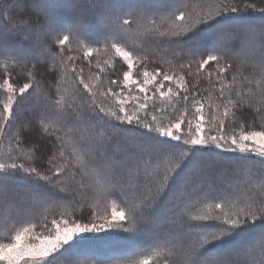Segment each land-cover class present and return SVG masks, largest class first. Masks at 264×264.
I'll return each mask as SVG.
<instances>
[{
  "label": "trees",
  "instance_id": "obj_1",
  "mask_svg": "<svg viewBox=\"0 0 264 264\" xmlns=\"http://www.w3.org/2000/svg\"><path fill=\"white\" fill-rule=\"evenodd\" d=\"M162 1L165 2V0ZM14 2H16V4ZM77 2L79 3V7L76 6L75 9L72 12H69L66 16H63L58 12L51 13V16L53 17L51 28L54 30H50L49 26L38 28V31H36L34 35H31V39H28L29 44H32L33 52L27 54L26 52L24 53L28 60L29 67L34 62L33 58L39 56L40 63L37 66L35 78L37 81H41V83L38 88L34 87L33 90H30V93L32 91L35 92L32 93V95L35 94L34 100L32 99L31 101H27L28 98H24L21 101V104L19 102V105L14 107V112L18 119L13 120L12 125H10V133L3 137L5 139L8 137H13V139L10 141H5L2 144L3 147L7 146V144L10 147L9 155L2 156V159L7 158V162H11V160L14 159L17 163L24 162L32 167H36L40 170L44 179L33 178L31 181L24 180V185L22 186L17 183L19 180L23 179L7 182L6 186L7 188L9 187V191L0 193V238H2L1 241L3 242L8 237H10L14 230L26 226L27 224L32 223L37 228L40 226L43 227L45 217H47L48 220L56 215L61 216V214H67L69 217H71L73 209H76V216H80V205L84 206V220H87L89 214H92V209L94 208L92 198L95 196L101 197V185L97 183V179L91 173L90 169L93 170V173L103 172L105 174L108 173V171L106 164L95 157V162H99L100 166H96L94 163H87L86 166L79 168V166L74 165V162H72V167L70 168L72 173L69 172L67 174L66 171L67 175L65 176L61 177L60 175L58 178L54 176L56 168L48 164V159L51 151L53 150L52 142H56L57 148L61 147L60 142L56 141L57 136H60L63 139L62 147L67 154L66 158L71 157L69 154L71 149L68 143V133L70 135L72 131L75 132L78 139H81V134L83 133V135L87 136L88 140L92 142H94L98 134L112 136L114 137L115 142L111 145V151L114 152H118L121 148L126 146L134 147L133 149L131 148L132 152H127L126 150L127 153L143 152L142 149H138L130 140L126 139L125 136L121 135L119 138H115V133L112 131L111 124H103L102 121L100 123L89 121L90 110L87 108L84 100L81 99L80 93L83 92L80 90L77 91L79 89L78 86H76L77 90L75 92H77V94L74 97L81 105V111L84 113V118L79 124H76L75 122L67 123L61 118L60 109L54 106V102L61 97L59 92V88H61L63 85L61 76H65V79L76 83V80L74 79L75 74L71 71L73 67H75L77 70L83 69L84 76H96L95 73H97L99 70L96 67L97 63L102 65V63L104 64V62L108 60L109 64H112L113 62L115 54L113 53L112 49H110L108 60L102 56H95L93 52L90 60H86L82 56V54L85 52L83 49L84 46L100 48L102 43L111 37V34L108 36L107 31H100L97 33L96 31H98L99 28H97L96 25L95 28H92L91 30L89 27H87L89 30L88 33H81L80 31L75 30V22H78L81 25H89L88 21H94L97 19V9L99 8L101 11L110 8L112 12V14H109L110 22L112 24L108 25L110 26L108 27L110 28V31L113 28L119 30L123 29L120 18L131 21V29H135V27L138 26L139 32L144 30L143 34H135L134 36H129L127 32L122 34L118 33L116 35L120 37L121 40L126 44L132 42V40L138 42L140 45L142 44L141 48L136 49L137 53L135 54L137 63L140 62V58L146 57V63L140 69L141 73L146 67L149 72L159 68L164 72H168L170 75H182L189 72L192 74L185 75V79L190 80L192 84H197V99H200L205 105V116L206 120L208 121L207 126L213 128L215 127V121L212 120V117L214 115L221 116L223 113L222 108L220 109L219 113H215L213 111L216 104L219 102V88L221 85L217 82L215 76L210 78L207 71L200 74L199 80L195 78V74L197 72V62L200 59L206 58L208 54L223 55L224 59L222 60V63L231 65L226 75L221 77L224 83L232 85L231 90L226 91V96L236 98L237 92L248 94V99L243 101L245 105L243 110H237L236 123L228 124V134H231L234 129L238 131L241 124H246V130H264V95H262L261 91L264 89V79H262L261 68L258 66L259 56L256 57V60L254 58L250 59V57L253 56L251 52H253L254 46L258 48V45L255 42L256 38L259 40V42L261 39L260 33L258 34L260 39L254 36L257 34L256 32L260 31V26H256L252 22H248L246 25L256 26L255 31L251 34H245L243 31H240L238 33V40L235 49L233 50L232 44H228L227 52L223 51L224 45L218 44L216 46L210 47V44L206 42L203 43V45H198L199 43L197 42L199 37H202V40L208 38L209 40L214 41V39H216L220 33L218 29L222 28L224 25H226L225 23L228 22H234L233 26L244 25L246 22L245 18L250 17L248 20L250 21L252 16L257 17V22H264V12L260 11L261 8H264V0H226V2L237 7L239 10L235 13L229 11L224 16L217 17L214 21H212L211 27H204L203 32L195 33V29L192 28L190 32L176 37L169 36L165 33L166 30H170L168 24L174 21L176 16L180 15V13H175V11H173L174 9H178V11L183 10V13L190 14V16L195 14L194 20H197L203 18L206 13L214 11L216 5L221 3L222 0H177V2H175V0H167L169 3L163 5L164 8L167 7V11L162 10L158 12L152 9L153 3H150L149 0L145 1L142 5L133 7L122 4L118 0H113L112 4H109L107 0H93V2L90 0H77ZM98 2L101 3L99 6L96 5ZM171 2L173 3L171 4ZM46 5L48 6V4ZM246 5H252L253 7H246ZM29 11V9L23 8L22 5L17 2V0H9L8 2L0 0V20H3L4 24L13 30L9 36V40L12 39L13 41L17 42L19 47H24L22 44L24 40L22 38L26 37L28 33V29L23 28L22 25L18 26L19 20L22 16L28 14ZM9 19L11 23H9ZM60 20H63V22L66 24L57 26V22ZM110 22L108 24H110ZM40 23H46L45 17H43V15H41ZM34 24L35 21L33 26ZM55 30H58V34L60 36L63 34H71V36L69 35L70 42L66 45L63 53H61V50L55 44L57 35ZM231 31L234 34H237V30L235 28H233ZM192 39H195V41L192 42ZM38 43H42L46 47L50 48L51 54L48 56H40V49L37 46ZM242 45L247 46L246 48L251 50V52L249 53L248 51L246 54L243 51L241 52V50L237 47ZM6 48L10 51H19L18 48L16 50V47H12V43L10 42H6ZM216 48H220L221 51H215ZM69 49H71V51H69ZM53 56L56 58L57 67L55 69V74L49 76L46 74V72L47 69H49L52 65ZM69 56L73 58L74 63L68 61ZM61 61L67 65L68 70L66 72L61 66ZM189 61H192L191 68L189 69L186 67L185 69L181 70L179 67L180 64L187 65ZM5 62H7L10 66L7 73L4 70ZM1 63H3V66H0V111H2L3 102L5 100L3 79L6 77V75H12L13 86L16 87L17 90L20 86H22L23 83L28 82L26 78L19 82L16 81V76L18 74L24 73L25 69L23 65L15 66V62L11 58L9 51H5L3 55H0V65ZM119 66L120 63L118 61L116 67L119 68ZM215 68L216 65L213 63L211 65V69L214 70ZM106 70V74L98 75L101 80L111 81L117 78V73L111 71L110 69ZM140 76L141 75H138V77ZM233 76L236 77L235 81H233ZM245 77L247 79H245ZM119 78L122 80V72L119 73ZM249 80L251 81V84L248 83ZM258 81L261 82L259 86L257 83ZM110 87H112L114 90L116 89L115 85L110 84ZM83 95L87 97L88 100L92 99L91 97H88L86 93H83ZM183 95L190 96V100L187 102V104H185L182 99ZM155 96L152 102L149 103V107L152 108L153 105H155L156 107L163 108L166 101H163ZM64 99L66 103H69L65 97ZM98 100L99 98H97V101ZM114 103L115 99L110 97V106H113ZM129 107L131 108V105H129ZM178 107L181 110L187 107L190 112L193 111V104L191 102V85L190 91L188 93L181 94V98L178 101ZM77 111L79 110L77 109ZM258 112L259 114H257ZM41 114L42 116L43 114H46V116L48 114L50 121L54 122L53 125H48L50 131L53 132L54 135L51 137H42L41 135L36 134L34 136V140L39 141L38 145H33L30 143L18 145L13 135L17 131V127L15 125H17L20 121L30 120L34 127L39 129L40 125L43 123H41L40 120H37V116ZM176 114L178 115L179 113ZM34 121H38L39 125L37 126ZM118 123V121H112V124ZM165 123H167L166 117ZM101 124H103V127H101ZM125 127L128 126L125 125ZM132 127L135 126L133 125ZM85 128H87V131H85ZM70 137L72 136L70 135ZM45 145L47 146V149H45ZM183 147L187 149L191 146L183 145ZM34 148L37 150L34 151ZM194 148L195 151L191 153V158H206L210 156H217L225 159L238 158L233 154L224 155L223 153L210 147L201 148L200 146H195ZM143 160H145V157ZM64 163H66V160L57 161V164L60 167H62ZM103 165L104 168L102 167ZM77 168L80 169V172L76 171ZM196 168L192 171V177H196L193 179L195 181V189L201 184L200 177H203L206 179L213 178L211 180L212 190L209 192L206 190H197L200 195H197L196 192H194L193 196H184L182 202L179 201L180 211L173 213L172 219H168L169 217H162L168 219L166 222H169L170 224L167 225V228H164L166 226H162L160 233H157L156 230H154L156 226L161 224L160 221L154 217V214L143 219H137L136 224H138V232L135 235L144 239L141 242L148 241L152 235L156 236L154 243L147 244L145 242L146 248L136 247L135 251H139L140 253H128L127 246H122L120 242L121 239L128 241L130 239L129 234L115 232V230H113L107 233H100L90 236L87 239L75 243L52 259L51 264H76V261L79 259V257L73 254V247L77 248L82 243L87 245L86 248L89 247L91 253L92 251L96 252V248L94 246L101 248H104V246L108 248L110 247V251L111 249L114 252L120 251V254L124 252L122 255L117 254L107 259L84 256L81 259L83 262H85V264H133V262L140 260L144 255H147L154 250L170 251L171 254L169 259L171 264H190V261L194 258V251L197 253L195 258L201 261V264H217L218 261L224 258L218 254L223 252L225 245L220 243H209L207 246L202 248L200 245V240L202 236L206 234L205 229L209 225L205 224L204 222L190 220L188 217V210L200 208L204 202L205 206L218 203L219 201L223 200L224 197L233 199V196H235L234 194L237 192V188H235L234 185L238 183L239 178L234 176V168L230 169V167H228L227 171H224L223 175L220 173L216 176H211L209 174L197 175ZM46 169H50V171H45ZM147 172L150 175V171L148 169ZM231 173L234 174L233 177L230 176ZM21 175L22 174L20 173L17 174V176ZM114 175L115 174L109 175L110 182L108 185L112 183ZM224 176L230 177L227 181H224ZM48 177H52V184L47 182ZM62 181H64V183L67 185L63 184ZM82 183L86 184V187H82ZM121 184L122 187L116 193V195L119 197L118 201L125 203L126 208H128V211L133 215L132 210L139 208L144 202L145 198L150 196L151 193L147 192L148 189L143 184L137 187L135 183H129L127 176H125ZM222 186H227V193H223ZM249 186L253 190V194H251L252 197L257 195L260 196L263 192V186L260 184V182L255 183V181H251ZM15 187H18V189H15ZM32 187L39 188L43 191L42 193L47 194L33 201L28 197L29 193H31L30 191ZM217 188L222 190L219 193H216L214 190ZM63 189L67 191V196L64 194V192L61 193L60 190ZM11 190H13V192H11ZM233 190H235L234 194H231L230 191ZM204 194L207 195L205 196ZM37 195L40 197L39 194ZM167 198H169V196L163 197L162 204L160 202L157 209L164 205V201ZM40 202H44V205L46 206L50 205L49 209L52 210H48L45 213L39 209V211H37L39 212V215L37 214L38 216L36 218H29L28 215L22 214L23 212L20 210L21 208H29L31 205H37V203ZM181 212H184L185 214L183 215ZM213 213L218 214V210L214 209ZM259 226L260 225L258 224L257 227ZM116 228L117 227H113V229ZM261 236L262 235L259 237ZM99 241L100 245H97V242ZM165 244H167V249H165ZM139 245L142 244L139 243ZM173 245H175L174 249L172 247ZM253 245L254 244H252V246ZM82 248L84 247H80V251L78 252H82ZM249 248V246L246 247V251L242 250L238 253V255L233 254L231 256L232 264H242L245 259L253 261L254 264H261V262L264 261V251H262V249H264V243L254 245V247L250 249ZM148 249L150 250L146 251ZM126 252L127 254H125ZM67 258H72V262H68Z\"/></svg>",
  "mask_w": 264,
  "mask_h": 264
},
{
  "label": "snow or ice",
  "instance_id": "obj_2",
  "mask_svg": "<svg viewBox=\"0 0 264 264\" xmlns=\"http://www.w3.org/2000/svg\"><path fill=\"white\" fill-rule=\"evenodd\" d=\"M17 2L23 8L30 10L28 14L21 17L18 24V26L22 25L23 28L28 29L27 39L30 40L32 33L38 28L44 27V24L40 23L41 15L45 17V22L48 24L49 29L54 30L51 28L53 17L45 0H17ZM62 4L66 8L70 7L71 0H62ZM246 7L253 6L246 5ZM238 10L237 7L232 6L226 0H222L221 3L216 5L214 11H210L203 18L197 19L192 28L195 29V33L203 32L204 27H211L212 21L217 17H222L229 11L235 13ZM260 11L264 12V8H261ZM176 19L184 20V13L181 12ZM34 21L35 24L33 26ZM9 23H11L10 19ZM131 23L127 19L123 21V25L128 27H131ZM233 28L237 30V34L232 33L231 30ZM255 28L256 26L254 25H228L218 29L220 33L224 34V39L220 41L224 45L223 51H228L229 37L234 50L238 40V33L243 31L245 34H251L255 31ZM12 31L4 24L3 20H0V55H3L5 51H9L15 66L23 65L25 69L24 73L16 76V81L19 82L26 78L28 82L23 83L17 91V88L13 86L11 74L6 75L3 79L4 89L9 91L10 95L3 102L2 111H0V132H6L7 126L12 125L13 120L18 119L14 112V107L19 105L20 100H23L26 95L31 94L30 90H33L34 87L38 88L41 83L35 78L37 66L40 63L39 56L33 58L34 62L29 67L23 51H10L6 48V42ZM55 31L57 32L55 44L63 53L66 45L70 42V36L63 35L61 37L58 34V30ZM173 34L180 35V33ZM260 36L258 48L254 46L252 55L253 57L259 56L258 66L261 68L262 79H264V22L260 25ZM37 46L40 49V56L51 54V49L42 43H38ZM111 48L115 53L112 64L105 61L103 65L97 63L96 67L100 73L105 72L106 69L117 73V78L110 81L111 85L116 86L115 90L109 87L106 92H100L97 86L85 79L83 69L77 71L73 67L71 71L75 74L74 79L82 86L83 91L87 93L88 97L92 98L88 100L83 93H80L81 99L84 100L90 110L89 121H95L96 123L102 121L103 124H111L115 138L123 135L138 149H142L143 152L118 153L111 151V145L115 142V139L112 136L103 134H98L94 142H89L88 137L82 133L81 144L88 155L106 164L109 174H115L112 183L106 190L114 201L119 199L116 193L122 187L121 182L125 176H127L129 183H135L137 187L143 184L149 192L155 188V195L146 197L139 208L132 210L131 227H125L124 223L128 221L129 213L125 211L124 207H116L115 205L110 210V217L107 208H105L104 214L93 208L92 214L88 216L87 220H84V206L80 205L79 217L76 216V209H73L71 217L67 214H61V218L51 219L52 229L48 228V218L45 217L43 228L49 232L47 235L43 233L36 235L34 232L35 225L27 224L10 235L7 238V242H0V264H51V260L61 253L62 250H66L74 243L87 239L88 237L84 234L98 233L105 230V225L108 228L118 227L124 232H138L135 221L154 214L162 196L173 184L177 185L176 191L173 192L172 196L173 202H182L184 196L190 197L194 192L200 195L195 189V181L192 178L193 173L191 170L184 171L187 166L185 161H191V153L195 151V148L189 147L185 149L183 145H214L217 148H221L223 144H229L231 147L228 150L259 156L264 159V130H246V124H241L238 131L234 129L231 134H228V124L236 123L237 110H243L245 107L243 101L248 99V94L237 92L236 98L226 96V91H230L232 85L224 83L221 77L226 75L231 65L222 63L223 55L208 54L206 58L199 60L195 74V78L199 80L200 74L207 71L208 76L210 78L215 76L217 82L221 85L219 88V102L213 111L219 113L222 108L223 113L221 116L214 115L212 117V120L215 121V128L213 129L206 127L208 121L205 116V105L200 99H197V84H192L190 80L185 79V75H192L190 72L182 75H170L159 68L149 72L145 67L141 73L140 69L146 63V57L140 58V62L137 63L133 58V52L121 47L119 42L111 44ZM215 51L219 52L221 49L216 48ZM91 56L92 49L88 48L84 52V58L90 60ZM68 61L74 63L71 56L68 57ZM118 61L120 63L119 68L116 67ZM213 63L216 65L214 70L211 69ZM191 64L192 61H189L187 65L180 64L179 67L181 70L186 67L190 69ZM61 66L65 72L68 70L67 65L63 61H61ZM9 67L8 63L5 62L4 70L6 73ZM56 67V58L53 56L52 65L47 69L46 74L49 76L55 74ZM120 72H122V80L119 78ZM138 75H142V81L137 78ZM97 78L99 79V76ZM245 79L247 78L245 77ZM235 80L236 77L233 76V81ZM166 82L167 90L165 91ZM248 83L251 84V81L249 80ZM257 83L259 86L261 82L258 81ZM173 84L175 87L172 86ZM190 85L191 102L193 104L192 112L187 107L183 110L178 107L181 94L188 93ZM261 91L262 95H264V89ZM140 94L143 95L141 96ZM156 94L159 95L161 100L166 101L163 108L155 105L152 108L149 107V102L153 100ZM100 96L113 97L115 99L114 105L106 109L103 104H98L96 101ZM182 99L187 104L190 96L183 95ZM129 105H131V108ZM54 106L60 108L61 118L67 123L75 122L79 124L84 118L83 111H77L74 103H66L63 96L54 102ZM176 113L179 114L177 115ZM165 117L167 118V123H165ZM113 120L119 123L112 124ZM103 124H101V127H103ZM125 125L128 127H125ZM133 125L135 127H132ZM15 126L17 131L13 135L18 145L24 143L38 145L39 141L34 140L36 134L42 137L54 135L47 123L41 124L39 129L35 128L30 120L20 121ZM185 127L187 128V133L184 131ZM85 131H87V128H85ZM214 132L219 134H214ZM56 141L60 142L61 147L57 148L56 142H52L53 150L50 153L48 164L56 168L54 176L58 178L67 168L72 167V161L71 159L66 160L67 154L62 147L63 139L57 136ZM45 149H47L46 145ZM33 150L37 149L34 148ZM144 153H151L157 156L170 155L172 157L179 153L181 160L176 161L175 164L169 161L171 166L164 169L162 178H158L148 174L147 168L149 165L143 160ZM64 160H66V167H60L57 161ZM142 164L143 168L141 167ZM45 171H50V169ZM76 171L80 172V169L77 168ZM18 173L22 175L17 176ZM33 178L44 179L40 170L36 167L24 162L17 163L14 159L11 162L0 163V193L5 191L9 181H16L17 179L31 181ZM47 182L52 184V177H48ZM81 186L86 187V184L82 183ZM204 195L206 196L207 194ZM261 195L264 196V192ZM214 207L221 211L216 215L192 216L191 219L202 221L209 225L205 229L206 234L200 240L201 247L203 248L209 243L225 245L223 252L218 254L224 258L218 261L217 264H232L231 256L233 254L238 255L240 250L248 244L250 238L254 235L250 230L256 229L259 224L260 234L264 236V199L257 198L251 205L237 211L235 214L223 211L224 205L221 203H215ZM167 211L179 212V203H172V207ZM237 237H240L239 241L230 245V242L236 241ZM172 247L174 249L175 245ZM165 249H167V244H165ZM170 254V251L167 250H154L144 255L140 260L133 262V264H171ZM193 255L194 258L190 261V264H201V261L195 258L197 255L195 251ZM242 264H254V262L245 259ZM261 264H264V261Z\"/></svg>",
  "mask_w": 264,
  "mask_h": 264
},
{
  "label": "rangeland",
  "instance_id": "obj_3",
  "mask_svg": "<svg viewBox=\"0 0 264 264\" xmlns=\"http://www.w3.org/2000/svg\"><path fill=\"white\" fill-rule=\"evenodd\" d=\"M4 1L8 2L9 0H4ZM90 1L93 2V0H90ZM107 1H108L109 4L110 3L112 4V2H113V0L112 1L107 0ZM118 1L120 3H122V4L128 5L129 7H133V6L142 5L147 0H145V1L144 0H118ZM76 2H77V0H72L71 1V6L66 8V7L63 6L61 0H45V3L48 4V8H49L50 14L58 12V13H60L63 16H66L69 12H72L75 9L76 6L79 7V3L78 2L76 3ZM149 2L153 3L152 4V9L154 11H157V12L158 11H162V10L163 11H167V9H166L167 7H165V8L163 7L164 4L169 3V2H167V0H165V2H163L162 0H149ZM175 2H177V0H175ZM14 3L16 4V2H14ZM172 3L173 2H171V4ZM99 4H101V3L100 2H98V4L96 3V5H98V6H99ZM185 9H186V7H185ZM173 11H175V13L183 12V10L178 11V9H174ZM176 11H178V12H176ZM109 14H112L110 8L109 9H105L104 11H101V9L99 8V9H97V19L94 20L95 23L92 20L88 21L90 26L89 25H85V24L81 25L80 23H78V22L76 23L75 22V25H74L75 26V30L76 31H80L81 33L82 32L83 33H88L89 30L87 29V27H89V29L91 30L92 28L94 29L95 25H96L97 28H99V30L96 31L97 33L100 32V31H102V32H106L107 31L108 36H110V34H111V37H109L105 42H103L102 45L100 46V48H93V47L84 46L83 47L84 51H87L88 48H91L92 52L95 54V56H102V57H104L105 59L108 60V56L110 55V49H112L111 48V44L119 42L121 47H124L126 50H129V51L133 52V58H134V60H136V57H135V54L137 53L136 49L141 48L142 44L140 45L138 42H136L134 40H132V42H129L128 44H126V43H124L121 40L120 37H118L116 35L118 33L122 34V33L127 32L129 34V36H134L135 34H137V35L138 34H143L144 30H141L142 32H139L138 26H136L135 29H131V27L125 26V25H123V21L125 19L124 18H120V21L122 22V25H123V29L119 30V29L113 28L110 31V28H108L110 26H108V25H112V24L110 22ZM184 15H185V19L184 20H177L176 19L177 16H176L175 20L168 24V27L170 28V30H166L165 31V33L167 35L176 37V36H180L181 34L190 32V30L192 29V25L195 23L194 21H196V20H194V15L195 14L190 16V14H185L184 13ZM251 18L252 19L250 21H248L250 19V17L249 18H245L246 22L244 23V25H246L248 22H252L256 26H260L261 23L263 22V21L257 22L258 20H257L256 16H252ZM109 22H110V24H108ZM57 24H58L57 26H61V25L66 24V23L63 22V20H60V21L57 22ZM225 24L226 25H224L223 27H227L228 25H234V22H228V23H225ZM47 26H48V24L45 23L44 27H47ZM69 27H71V26H69ZM36 31H38V30H36ZM36 31H34L32 33V35H34V33ZM136 31H138V32H136ZM173 33H180V35H174ZM256 33L257 34H255L254 36H256V37H258L260 39L261 36L259 37V35H258L260 33V31H258ZM63 35H70L71 36V34H63ZM22 39L24 40L22 42L24 47H19L18 43L13 41L12 39L11 40L8 39L9 41L7 40V42L12 43V47H16V50L18 48L19 51L26 52V54L27 53H32L33 52L32 44H29V41H28V39L26 37H23ZM223 39H224V34L223 33H219L218 36L216 37V39H214V41L213 40H209L208 38H205V39L202 40V37H199L197 39V42L199 43L198 45H203V43L206 42V43L210 44L209 45L210 47H213V46H216L218 44L219 45H223L222 43H220V41L223 40ZM194 41H195V39H192V42H194ZM255 42L257 43V45H259V40L257 38H256ZM228 44H231L230 37H229V43ZM136 47H138V48H136ZM246 47L247 46L242 45V46H238L237 48L240 49L241 52L242 51L245 52V54L248 51L250 53L251 50H248ZM112 51L114 53L113 49H112ZM82 56L84 57V54H82ZM256 57H258V56H255V57L252 56V57H250V59L254 58L256 60L257 59ZM102 65H103V63H102ZM0 66H3V63H1ZM77 71H79V70H77ZM98 71H97V73H95L96 76H84V77L90 83H92L93 85L97 86V88H98V90L100 92H106L107 89L110 87V82H108L110 80H108V79H107L108 81L101 80L100 78L98 79L97 77H98V75L106 74L107 70H105V72H103V73H100ZM64 77L65 76H61V80H62V84L63 85H62L61 88H59V92L61 94L60 96L65 97L69 101V103H74L76 105V108L79 111H81V105L76 101V99L74 97L77 94V92H75L77 90L76 86H78V88H79L78 90L82 91L83 93H85V92L83 91L82 86H80L78 84V81H76V83H74V82H72V81H70L68 79H65L66 77L65 78ZM137 78H139L141 81L143 80L142 75L140 77H137ZM172 86L175 87L174 84ZM3 90H4V94H5V100H4V102H5L7 100V97L10 95V92L9 91H5L4 86H3ZM164 90L165 91L167 90V84H166V87H165ZM32 93H35V92L32 91L31 94H30L31 96L30 95H26L25 98H28L27 101H31L32 99L33 100L35 99V97H34L35 94L32 95ZM140 95L142 96L143 94H140ZM155 97L160 98L158 94H156ZM98 98H99V100L96 101L98 104H103L106 109L110 107V97H108V96H100ZM21 101L22 100H20V104H21ZM150 102H152V101H150ZM37 120L38 121L40 120L41 123H47V125H53V123H54L53 121H50V119L48 118V114H47V116H46V114H43V116H42V114L38 115L37 116ZM38 121H34V123L37 126L39 125ZM207 125H206V127H208ZM210 128H213V127H210ZM9 130H10V125L7 126V131L6 132H0V163L7 162V158L2 159V156L9 155V153H10V147L8 146V144H7V146H4V147L2 146V144L5 141H8V140L10 141L11 139H13V137H8L7 139L3 138L4 136H6L7 134L10 133ZM184 131H185V133H187V128L186 127H185ZM214 134L218 135L219 133H215L214 132ZM65 135H66V133H65ZM70 135L72 137H70ZM70 135L68 133V143H69V147L71 149V152H69V154L71 155V157L66 158V160L67 159H71V161L74 162V165L79 166V168H81L83 166H86L87 163H94L96 166H100L99 162H95V158L94 157H91L90 155H88L86 153V150L83 148V146L81 144V139L77 138L75 132L72 131L70 133ZM89 142H92V141H89ZM188 146H190V145H188ZM191 147H195V146H191ZM200 147L201 148H206V147L209 148L210 147V148H212V149H214L216 151H219V152L223 153L224 155L233 154V155H236L238 157V158H234V159H225V158H221V157H217V156H210V157H206V158L192 157L191 161H185V164L187 166L185 167L184 171L187 172V171L191 170V172H192L197 167L196 168L197 175L209 174L211 176H216V175H219L220 173L223 175L224 171H227L228 167H230V169L234 168V174L235 175L231 173L230 176L233 177V175H234V176L239 178L238 183H236L234 185V187L237 188V192L234 194L235 190L230 191L231 194L235 195V196H233V199H229V198H225L224 197L223 200L218 202V203L221 202V204L224 205L223 211L228 212L229 214H235L237 211H240L241 209H245L247 206L251 205L252 202L254 200H256L257 198L264 199V196H262V195H260V196L257 195L255 197H252L251 194H253V190L249 186V183L251 181H255V183H259L260 182V184L263 186V192H264V159L260 158L259 156H251V155H248V154H241V153H239V151L228 150L231 147V145H229V144H223L221 148H217L214 145L200 146ZM131 148L133 149L134 147L133 146L132 147L126 146V147L121 148L118 152L124 153V152H126V150H127V152L128 151L132 152ZM229 152H236V153H229ZM143 156L145 157L144 161L147 162L148 165H149L147 169L150 171V175L153 176V177H158V178H162L164 169L166 167H170L171 166L169 164V161H171L172 164H175L176 161H178V159L179 160L181 159L179 154H176L175 157H172L170 155H168V156H157L155 154L145 153ZM141 166L143 168V164ZM62 167H66V163H64V165ZM102 167L104 168V165ZM66 171H67V174L69 172L72 173L70 171V168H69V170L67 168ZM66 171L61 174V177L67 175ZM90 171L94 175V177L97 179V183H99L101 185V197L94 195L95 197L92 198V203L94 204V208L97 207L96 209L101 214H104L105 208H107L108 209V215L110 217V210H111V208L114 205L116 207H124L125 211L129 213L128 221L124 222L125 223V227H131L132 226V224H131L132 214L128 211V208H126V204L123 203V202H120L118 200L114 201L108 195V193L106 191L108 189V187H109L108 183L110 182V180H109V178H110L109 175L110 174L109 173H105L104 174L103 172L93 173V170H91V169H90ZM229 177H225L224 176V181H227ZM192 178L195 179L196 177H192ZM200 178H201V181H200L201 184L196 188V190H200V191L206 190L208 192L210 190H212L211 180L213 178L212 179H206V178H203V177H200ZM62 182H63V184H66V183H64V181H62ZM17 184H19L20 186L24 185V180H19ZM216 187H217V185H216ZM226 187L222 186L223 193H227ZM8 188L6 186L5 191H9ZM176 188H177V185L173 184L168 189V191H166L164 193V195L162 196V198L160 200L161 204H162V199H163L164 196H169V198H167L164 201V205L161 206L160 208H158L156 210V212L154 213V217L156 219H158L160 221V223H161L159 226H156L154 228V230H156L157 233H160V230H161L162 226H166L164 228H167V225H169L170 223L166 222V221H168V219H172L173 218V212H169L167 210L169 208H171L172 207V203H174L173 200H172V196H173V192L176 191ZM15 189H18V187H15ZM221 190L219 188H217L214 191L216 193H219ZM60 191H61V193L64 192V194L67 196V194H66L67 191H65V189L60 190ZM190 191H192V190L190 189ZM11 192H13V190H11ZM30 192L31 193H29L28 197H29V199H31L33 201L37 200L38 198H41V196H45L47 194V193H42L43 192L42 190H40L39 188H34V187H32ZM147 192L151 193V195H155V188H153L151 192H149V190ZM37 194H39L40 197ZM208 194H211V193H208ZM175 203H179V201H175ZM44 204H45L44 202H40V203H37V205L33 204L29 208L23 207L20 210L23 212L22 214L28 215L29 218H36L39 215V212H37V211H39V209L42 210L45 213L48 210H52V209H49L50 205L46 206ZM214 205L215 204H212V205H209V206H205V202H204L201 205L200 208L189 209L188 210L189 219L192 220L191 217L192 216H196V215H216V214L213 213V210L215 209ZM220 211L221 210H218V213ZM182 213H183V215L185 214L184 212H181V214ZM90 215L91 214H89V216ZM77 217H79V216H77ZM162 217H166V218L169 217V218L166 219V218H162ZM53 218L59 219V218H61V216L56 215V216H54V217H52V218H50L48 220V228L49 229L53 228V226L51 225V219H53ZM164 219H166V220H164ZM29 221H31V220H29ZM192 221H195V220H192ZM196 222H202V221H196ZM135 223H136V221H135ZM136 227L138 228V224H136ZM19 229L20 228H18L16 230H19ZM16 230H14L12 232V234ZM113 230H115V232H123V233L129 234V238L130 239L128 241L121 239V242H120L122 246H124V247L127 246L128 253L129 252H139V251H135L136 247L146 248V243L147 244L148 243H154V241L156 240V236L152 235L148 239V241L141 242L144 239L142 237L136 236L135 234L137 232H135V233H133V232H124V231L120 230L118 227L116 229L108 228L107 225H105V230H102V231H100L98 233H94V234H84V235L87 236V237H90V236L97 235V234H100V233H107V232H110V231H113ZM250 231H252L254 233V235H252V237L250 238L248 244L243 249H241L240 251H242V250L246 251V247H248V246L250 248H252V247H254V245H258V244H263L264 243V236L259 237L261 235L260 234V226L257 227L256 229H253V230H250ZM34 232H35L36 235H40L42 233L44 235L49 234V232L46 231L42 226H40L38 228L35 226ZM239 239H240V237H237V240L236 241H231L230 245L231 244H235L236 242L239 241ZM1 240H2V238H0V242H3ZM4 242H7V239ZM139 243L142 244V245H139ZM252 244H254V245L252 246ZM97 245H100V241L97 242ZM78 247L77 248L73 247V254H75L77 257H79V259L76 261V264H85V262H83V260L81 259L84 256H88V257L91 256V257L106 258L107 259V258H110V257L115 256L117 254H120V251L114 252L112 249L110 251V247L108 248V247H105V246H104V248H101V247H98V246H94L96 248L95 249L96 252L92 251V253L90 252L89 247L86 248L87 245H85L83 243L81 245H79ZM80 247H84V248H82L83 249L82 252H78V251H80ZM256 247H258V246H256ZM149 250L150 249H148L146 251H149ZM62 251H64V250H62ZM146 251H144V252H146ZM156 251H158V250H156ZM122 254H124V252L121 253L120 255H122ZM125 254H127V252ZM67 260H68V262H72L71 261L72 258H67Z\"/></svg>",
  "mask_w": 264,
  "mask_h": 264
}]
</instances>
